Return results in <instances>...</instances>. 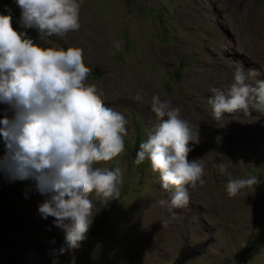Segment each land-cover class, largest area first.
<instances>
[{"label":"rangeland","instance_id":"obj_1","mask_svg":"<svg viewBox=\"0 0 264 264\" xmlns=\"http://www.w3.org/2000/svg\"><path fill=\"white\" fill-rule=\"evenodd\" d=\"M0 15L38 46L82 49L86 86L128 122L124 151L106 164L121 168L120 196L96 205L85 241L59 264H264V116L216 122L207 103L212 88L231 83V62L264 70V0H80V28L63 38L24 29L13 0H0ZM138 92L142 102L132 99ZM153 94L182 106L200 135L187 158L202 159L205 183L174 217L158 203L168 194L148 162L133 164L157 122ZM5 115L12 112L0 104ZM249 175L259 181L254 190L229 198L228 179ZM44 199L31 178L0 174V264H51L63 247V234L38 212Z\"/></svg>","mask_w":264,"mask_h":264},{"label":"clouds","instance_id":"obj_2","mask_svg":"<svg viewBox=\"0 0 264 264\" xmlns=\"http://www.w3.org/2000/svg\"><path fill=\"white\" fill-rule=\"evenodd\" d=\"M13 3L20 10L19 23L35 29L39 39L63 38L80 28V0ZM10 20V15H0V104L12 112L10 118H0V174L9 181H35L45 197L38 212L63 234V247L49 254L51 264H59L85 241L96 205L106 207L120 196L121 168L106 164L124 151L128 122L104 103L96 88L86 86L89 73L82 49L38 46L26 32L14 31ZM231 63V83L212 88L207 99L212 119L238 116L252 123L257 118L253 112L264 116V70ZM132 99L143 101L139 92ZM149 106L157 122L139 143L133 164L148 162L161 191L168 194L158 203L174 217V209L189 203V190L205 183L202 159L187 158L200 142L199 130L181 116L182 106L158 94L151 96ZM217 167L225 173L223 164ZM258 183L254 175L232 178L225 190L233 198Z\"/></svg>","mask_w":264,"mask_h":264},{"label":"bare ground","instance_id":"obj_3","mask_svg":"<svg viewBox=\"0 0 264 264\" xmlns=\"http://www.w3.org/2000/svg\"><path fill=\"white\" fill-rule=\"evenodd\" d=\"M81 16H82V15H81ZM254 117H255V116H254ZM257 117H258V116H257ZM260 121H261V120H260ZM260 121H259V122H260ZM263 121H264V119H263ZM259 128H260V127H259Z\"/></svg>","mask_w":264,"mask_h":264}]
</instances>
